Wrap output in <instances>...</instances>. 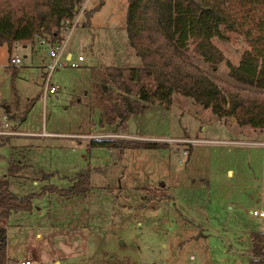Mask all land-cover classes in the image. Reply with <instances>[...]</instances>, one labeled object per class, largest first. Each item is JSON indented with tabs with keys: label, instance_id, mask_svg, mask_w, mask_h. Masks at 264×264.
Listing matches in <instances>:
<instances>
[{
	"label": "rangeland",
	"instance_id": "obj_1",
	"mask_svg": "<svg viewBox=\"0 0 264 264\" xmlns=\"http://www.w3.org/2000/svg\"><path fill=\"white\" fill-rule=\"evenodd\" d=\"M84 1L64 49L84 60L52 72L55 92L42 84L46 46L0 44V115L6 105L16 119L11 134H0V178L17 195L36 194L30 210L8 218V264H247L250 232L264 230V217L251 213L264 210V129L218 119L178 91L169 107L147 102L122 129L99 125L91 67L141 59L127 38L128 0H103L85 25V10L100 0ZM213 40L224 59L217 70L200 65L220 85H234L226 60L236 64L249 45L237 32ZM11 56L20 62L8 65ZM89 135L167 145L120 154L90 146ZM10 161L22 167L7 175ZM83 168L92 170L87 191L44 190L69 186Z\"/></svg>",
	"mask_w": 264,
	"mask_h": 264
},
{
	"label": "trees",
	"instance_id": "obj_2",
	"mask_svg": "<svg viewBox=\"0 0 264 264\" xmlns=\"http://www.w3.org/2000/svg\"><path fill=\"white\" fill-rule=\"evenodd\" d=\"M83 1L0 0V44L8 48L14 43L30 44L42 33L51 42H61L64 21L80 10ZM102 2L85 10L84 25ZM231 32L243 35L249 47L236 64L226 60L227 76L234 85L227 81L220 85L200 62L217 70L224 54L213 39L227 40ZM126 33L141 64L91 67L93 92L100 105L99 125L116 121L122 129L147 102L169 107L178 91L209 108L218 119L232 116L237 126L264 129V0H128ZM6 113L11 114L9 108ZM89 145L113 147L122 154L126 148L164 147L167 142L95 138ZM21 167L10 161L7 175ZM91 174L90 168H83L69 186L51 184L44 190L62 196L83 193L91 186ZM35 195H17L9 188L8 176L0 178V264H8L6 226L10 214L30 210ZM250 239L247 264H264V230L251 231Z\"/></svg>",
	"mask_w": 264,
	"mask_h": 264
},
{
	"label": "built area",
	"instance_id": "obj_3",
	"mask_svg": "<svg viewBox=\"0 0 264 264\" xmlns=\"http://www.w3.org/2000/svg\"><path fill=\"white\" fill-rule=\"evenodd\" d=\"M85 2V1H84ZM83 6L80 8V12L77 14V16L74 18V16L71 19H66L64 21V30H65V36L66 33H69L71 29L77 25L79 21V16L83 10ZM65 36L61 42H51L48 37L45 34H36L34 39L41 45H44L47 47V53L42 57L43 60V69H44V75L42 84L44 87V92H50L53 93L57 90L58 85L50 82L51 74L52 72L62 66L67 67H77L80 65V62L84 60V56L82 54H78L75 59L72 57L66 56L65 49ZM9 64L8 65H16L20 62V58L18 56H11L9 58ZM46 60V61H45ZM11 123L10 120L5 112V109L3 108V111L0 115V134H11ZM93 135H89V139H92ZM93 138H103V136H94ZM105 138V137H104ZM184 142H188L186 139L182 140ZM183 153L187 154L188 149L184 148ZM251 213L254 215H258L260 217H264V210L262 209H252ZM20 264H31V260L27 258H23L19 260Z\"/></svg>",
	"mask_w": 264,
	"mask_h": 264
},
{
	"label": "water",
	"instance_id": "obj_4",
	"mask_svg": "<svg viewBox=\"0 0 264 264\" xmlns=\"http://www.w3.org/2000/svg\"><path fill=\"white\" fill-rule=\"evenodd\" d=\"M75 9H76V7H75ZM3 107H4L5 111L7 112L8 111V107L6 105H4ZM7 116L9 118V120H10L11 125H14L16 123V119L13 118L12 114H7ZM23 118L24 117L21 116V119H23Z\"/></svg>",
	"mask_w": 264,
	"mask_h": 264
},
{
	"label": "crops",
	"instance_id": "obj_5",
	"mask_svg": "<svg viewBox=\"0 0 264 264\" xmlns=\"http://www.w3.org/2000/svg\"><path fill=\"white\" fill-rule=\"evenodd\" d=\"M33 52H34V51H33ZM66 56H67V57H69V56H70V57H72V54L70 53V51H69V50L66 52ZM184 162H185V161H180V163H179V164H182V163H184ZM228 171H229V172H231V170H230V169H228ZM37 234H39V232H37ZM31 264H32V262H31Z\"/></svg>",
	"mask_w": 264,
	"mask_h": 264
}]
</instances>
